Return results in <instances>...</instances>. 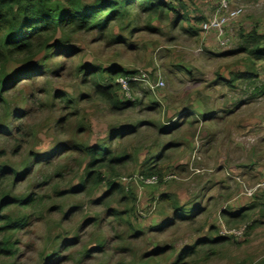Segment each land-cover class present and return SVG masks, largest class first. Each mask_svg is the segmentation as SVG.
<instances>
[{
    "label": "rangeland",
    "instance_id": "1",
    "mask_svg": "<svg viewBox=\"0 0 264 264\" xmlns=\"http://www.w3.org/2000/svg\"><path fill=\"white\" fill-rule=\"evenodd\" d=\"M164 1L179 14L186 12L190 22L176 28L171 27L172 13L161 20L142 14L131 35L115 24L106 33L90 31L71 39L70 46L81 53L72 60L75 63L113 64L136 75L144 73L149 82L163 83L155 93L139 83L141 89L129 92L140 101L132 110L111 116L103 104L90 98L77 106L90 132L85 127L86 133L78 135L72 126L64 130L54 125L57 111L42 93L53 89L79 97L88 91L77 86L75 74L63 67L40 83L23 80L6 99L8 109L0 102V164L21 175L2 174L0 190L16 195L47 191L32 222L14 237L19 247L13 259L16 264H142L146 253L159 248L170 250L156 261L170 264L195 241L219 235L227 238L223 244L202 249L183 264H264V188L257 187L264 184V59L249 57L242 50L249 31L264 35V0H229L227 11L241 13L227 22L225 41L220 43L215 33L201 31L217 16L216 0ZM190 28L199 31L198 36L188 34ZM117 36L124 38L122 44L113 43ZM41 57L9 61L0 66V76L18 73ZM236 75L239 78L234 79ZM123 126L136 128L134 135L115 142L117 153L125 151L128 160L117 166L114 177L104 172L107 180L124 190L109 203L122 215L114 219L104 207L92 203L103 187L96 195L55 197L56 188L68 190L78 183L81 172L76 156L58 149L43 165L33 154L52 152L73 139L94 144L105 139L111 127ZM16 127L21 135L15 134ZM168 128L173 130L167 136ZM161 152V160L155 162ZM150 165L160 173L152 176L155 185L145 184L144 171ZM56 173L61 177L51 181ZM248 191H253L251 197ZM162 195L176 198L180 206L195 202L207 212L194 226L158 231L155 227L167 214L160 203ZM251 207L244 223L225 225L228 214ZM59 209L74 212L64 218ZM245 225L250 228L244 229ZM209 228L214 229L211 235ZM240 228L243 235L235 237ZM228 231L234 232L225 234ZM99 244L98 252L87 253ZM51 251L56 256L46 261Z\"/></svg>",
    "mask_w": 264,
    "mask_h": 264
},
{
    "label": "trees",
    "instance_id": "2",
    "mask_svg": "<svg viewBox=\"0 0 264 264\" xmlns=\"http://www.w3.org/2000/svg\"><path fill=\"white\" fill-rule=\"evenodd\" d=\"M169 13L173 15L171 27H180L183 22H190L186 12L178 13L168 2L164 0H0V66L7 64L9 61L17 62L21 58L30 61L38 55L42 57L32 65L23 67L21 71L10 76H0V102L5 108L8 107L6 99L11 92L18 90L19 84L23 80H31L33 83H40L46 76L55 75L57 68L63 67V71L68 70L74 73L78 82L77 86L88 89L86 95L75 96L73 92L64 91H44L46 94L47 104L57 111V117L53 119L54 125L63 127L64 130L68 126H72L74 133L78 135L85 134V127L90 132V126L85 124L83 116L77 109L80 101L94 98L104 105L107 113L111 116L123 114L136 105L140 101L131 98L126 99L119 79H124L128 85L129 92L141 89L140 84L130 79L136 74L133 71H127L110 64L108 67L95 65L94 63H86L80 61L75 63L73 59L80 56V51L70 46L71 39L77 35L90 31L99 33L108 32L111 27L119 26L120 30L128 31L131 35L137 28L134 27L141 19L142 14L149 17L157 16L159 20L167 17ZM202 31V29H201ZM193 37L198 36L199 31H187ZM264 35L258 34L255 30L249 31L245 35L244 50L249 57L264 59V48L262 41ZM124 38L117 36L113 43L122 44ZM54 60V66L50 67ZM68 58L65 59H56ZM57 60V61H56ZM71 63L72 67L66 66ZM73 64L74 65L73 67ZM59 74V72H58ZM44 77V78H43ZM234 79L239 76H234ZM243 78V77H242ZM248 78V77H246ZM230 83V82H229ZM227 83V84H229ZM30 85V84H29ZM28 85V86H29ZM81 95V94H80ZM9 113L8 110H6ZM12 116V114H11ZM207 116H202L204 122H208ZM19 119V118H18ZM20 127V126H19ZM15 129L16 135H21L20 128ZM2 128V127H1ZM171 134L170 128L165 129ZM136 133V128L130 126L111 127L106 134L105 139L94 144L79 142L76 139L66 141L60 144L59 148H53L52 152L43 154H33V156L42 160V164L46 165L48 160L55 154L56 150H67L76 156V163L80 168L81 175L78 183L68 190L53 191L55 197H64L67 195L81 196L83 194L95 195L99 192L96 199L92 201L97 207H104L108 216L120 217L122 214L115 209L109 207L111 200H115V194H124L123 188L110 179L107 180L104 172L107 171L112 177L115 176L117 166L125 163L127 154L122 151L117 153L115 142L117 140H125ZM13 138L11 133H8ZM25 137V135H23ZM14 140V138H13ZM170 143H168V147ZM160 147V146H159ZM158 147V148H159ZM163 153H159L156 161L161 160ZM149 164V160H147ZM147 162L144 165H147ZM11 174L12 177L19 178L21 175L15 172V169L7 164H0V176L2 174ZM144 175L149 178L152 176L160 177L159 171L150 165L144 171ZM60 173H56L50 180L59 179ZM44 183L39 185L42 188ZM46 185H49L48 183ZM46 189H39L38 192L33 191L25 195H16L11 192L0 190V264H16L13 259L19 251L18 242L14 240L15 235L24 230L33 220L34 213L44 204L47 198L43 195ZM133 198L132 195H130ZM123 198V197H122ZM160 203L165 207L162 210L165 213V220L158 224L156 230L164 231L165 227L177 228L197 223L200 216L206 214V209L201 208L195 202L180 206L178 200L172 196H161ZM241 211L235 214H228V219L224 220L225 213L222 214L225 225L244 223L249 215L248 211ZM59 212L66 218L73 210L65 213L59 209ZM40 214V213H38ZM254 224H252L253 226ZM245 227L249 229V225ZM214 229L209 228V235ZM135 236H138L135 233ZM227 240L224 236L214 238L203 237L195 241L190 247L182 250L170 264H183L184 260L191 259L194 255L201 252L202 249L223 244ZM101 244L97 245L87 253L98 252ZM170 250L169 248L156 249L141 259L142 264H147L152 260V264H167L166 262H158L155 258ZM56 256V252L51 251L49 255H45L46 261H52ZM243 264V263H242Z\"/></svg>",
    "mask_w": 264,
    "mask_h": 264
},
{
    "label": "built area",
    "instance_id": "3",
    "mask_svg": "<svg viewBox=\"0 0 264 264\" xmlns=\"http://www.w3.org/2000/svg\"><path fill=\"white\" fill-rule=\"evenodd\" d=\"M229 2H230L229 0H216V6H217L216 14H217V16L214 17L211 21H208L206 24H204L201 27L202 33H209V32L215 33L216 39H217V41H219V43L225 41L224 37H223V30L226 27L227 22L236 18L241 13V10H235L232 12L227 11L228 6H229ZM223 13H226V15L224 17L221 16V14H223ZM130 80L133 82H136V83L145 84L146 88L149 90L150 93H155L156 91H158L163 86V83L159 80L156 82H149L148 77L144 73H140L138 75L135 74ZM118 83L121 86L123 96L126 99L131 100L129 88H128V85L125 82V80L119 79ZM156 183H157V179L155 177L147 178L145 180V184H148V185H155ZM261 186L264 188V184L263 185H257L258 188H260ZM252 194H253V191H248L249 197H251ZM243 227L245 229V226H243ZM233 232L234 231H228L225 234L229 235V234H233ZM233 235L235 237H241L243 235V229L240 228L238 230V232L234 233Z\"/></svg>",
    "mask_w": 264,
    "mask_h": 264
}]
</instances>
